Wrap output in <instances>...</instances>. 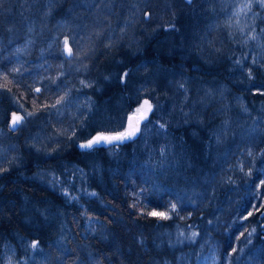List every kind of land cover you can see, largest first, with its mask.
I'll return each instance as SVG.
<instances>
[{
  "label": "trees",
  "instance_id": "trees-1",
  "mask_svg": "<svg viewBox=\"0 0 264 264\" xmlns=\"http://www.w3.org/2000/svg\"><path fill=\"white\" fill-rule=\"evenodd\" d=\"M263 149L262 0H0V264H264Z\"/></svg>",
  "mask_w": 264,
  "mask_h": 264
},
{
  "label": "snow or ice",
  "instance_id": "snow-or-ice-1",
  "mask_svg": "<svg viewBox=\"0 0 264 264\" xmlns=\"http://www.w3.org/2000/svg\"><path fill=\"white\" fill-rule=\"evenodd\" d=\"M187 3L191 4L192 3V0H187ZM262 3H264V0H262ZM250 7V5H249ZM64 46H65V51L67 52V54L69 56L72 55V49L71 47L68 46V39L65 38L64 41ZM125 76H127V73L124 74ZM37 92L40 91V89H36ZM63 98H61L62 100ZM61 100H57V104H59L61 102ZM152 110V105L149 103L148 100H145L143 102V105L141 106V108H138L136 111L139 113V112H143L144 113V116H146L147 112L151 111ZM144 116L141 117L144 118ZM23 119V117L21 116H17L15 113L12 114V127L15 128L16 125ZM161 127H164V125H161ZM139 131V124L137 122V124L135 126L133 125H129V128L120 133L119 135L117 136H105V135H97L95 136L94 138H92L91 140H89L87 143H84V144H81L80 147L81 148H92L94 145H97V144H100L101 142H104V143H112L113 141H123L124 139H131L132 137L135 136L136 132ZM173 207V210H175V205L172 206ZM149 215L151 216H158V217H165V213H162V212H155V211H152L150 213H148ZM195 235V234H194ZM32 248H36L37 247V243L36 242H33L32 245H31Z\"/></svg>",
  "mask_w": 264,
  "mask_h": 264
},
{
  "label": "rangeland",
  "instance_id": "rangeland-1",
  "mask_svg": "<svg viewBox=\"0 0 264 264\" xmlns=\"http://www.w3.org/2000/svg\"><path fill=\"white\" fill-rule=\"evenodd\" d=\"M130 115L144 116V113H143V112H139V113H138V112L136 111V112L131 113ZM147 115H148V112H147L146 116H144V118H146ZM17 116H18V115H17ZM138 120H139V119H138ZM11 125H12V123H11ZM106 136H110V135H106ZM111 136H113V135H111ZM101 143H104V142H101ZM263 154H264V149L261 150V151L258 153V157L263 156ZM248 173H249V171H248V170H245L244 167H243V165H242L240 162H237L236 165L234 166V169H233L232 172H231V177H233V180H235L236 177H237V175H239V174H248ZM172 206H173V205H172ZM172 206H171L172 211H174ZM168 215H169V214H165V216H168Z\"/></svg>",
  "mask_w": 264,
  "mask_h": 264
},
{
  "label": "water",
  "instance_id": "water-1",
  "mask_svg": "<svg viewBox=\"0 0 264 264\" xmlns=\"http://www.w3.org/2000/svg\"><path fill=\"white\" fill-rule=\"evenodd\" d=\"M187 1V0H186ZM69 46V45H68ZM66 54H67V52H66ZM68 55V54H67ZM141 117L142 116H136V115H129L128 116V118H127V123H126V129H125V131L129 128V125L131 124V125H133V126H135L136 124H137V122H138V124H139V131H140V128H141V125H142V123L144 122V120H145V118H142L141 119ZM139 119V120H138ZM11 127H12V125H11ZM139 131L138 132H136V134H135V136L134 137H132V138H135L137 135H138V133H139ZM98 135H102V134H98ZM117 135H119V134H115V135H113V136H117ZM97 136V135H96ZM95 137V136H94ZM93 137V138H94ZM126 139H124V141H125Z\"/></svg>",
  "mask_w": 264,
  "mask_h": 264
}]
</instances>
